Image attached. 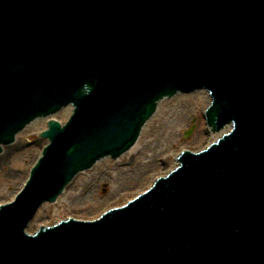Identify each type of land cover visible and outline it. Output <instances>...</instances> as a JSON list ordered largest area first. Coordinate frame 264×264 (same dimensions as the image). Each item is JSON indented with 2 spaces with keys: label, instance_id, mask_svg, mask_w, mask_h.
Segmentation results:
<instances>
[{
  "label": "water",
  "instance_id": "water-1",
  "mask_svg": "<svg viewBox=\"0 0 264 264\" xmlns=\"http://www.w3.org/2000/svg\"><path fill=\"white\" fill-rule=\"evenodd\" d=\"M196 88L213 97L209 124H231L230 133L207 151L184 153L129 214L64 222L35 238L21 231L35 202L54 201L93 164L41 207L30 230L96 218L152 186L154 172L155 180L176 167L173 153L204 147L209 94L160 100ZM69 104L70 121L51 120L43 133L50 143L26 191L0 211L5 246L38 251L14 264L194 256L196 215L201 229L216 225L212 239L233 243L230 250L264 243V0H0V141L45 116L0 152V203L45 144L46 121L64 123L71 106L53 113ZM139 130L120 157L95 162L122 153Z\"/></svg>",
  "mask_w": 264,
  "mask_h": 264
}]
</instances>
